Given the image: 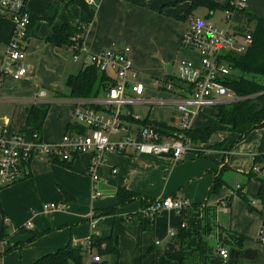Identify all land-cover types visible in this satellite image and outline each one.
I'll return each instance as SVG.
<instances>
[{"label":"crops","instance_id":"obj_1","mask_svg":"<svg viewBox=\"0 0 264 264\" xmlns=\"http://www.w3.org/2000/svg\"><path fill=\"white\" fill-rule=\"evenodd\" d=\"M67 1L28 0L26 10L31 15L44 17L53 6L59 8L57 21L71 24L80 18L81 9L76 4L64 9ZM175 1L181 0H86L90 7L95 8L96 17L87 30L83 49L77 59L73 58L74 52L71 48H61L48 43L47 39L53 34L52 27L46 21H39L34 27L35 36L30 37L27 43V57L22 62L27 73L20 81H16L12 76L16 64L7 59L8 46L15 33L16 24L9 16L0 14V73L4 74L0 91V127L7 124L9 133L22 132L26 125L27 110L35 105L50 104L60 107V112L54 114L60 115L58 123L64 122L61 125L64 130L67 119L62 117V111H66L67 107L72 109L75 101L67 96L66 91L69 88L65 83L71 75L78 74L89 65L92 54L127 47L133 69L138 72L139 77L141 71L155 74L165 72V80H169V76L174 74L178 62L200 60L198 53L183 48L181 44L187 28V18L189 15L202 16L196 14L198 9L208 11L209 13L202 17L210 19L214 17L216 11L224 10L211 12L208 8L200 7L188 14L191 2L185 0L187 3L180 8L179 5H174ZM228 1L225 0L224 4L218 3L225 6ZM247 4L249 8V3ZM193 55L195 59H192ZM170 67L171 73L168 72ZM154 80L165 81L158 78ZM156 88L171 98L149 99L145 89V99L155 102L164 100L166 103L136 106L132 110L141 114L143 108H148L151 121L175 127L178 118L175 116L176 108L172 94L164 87ZM42 91L46 92L45 97L40 96ZM154 107L170 109L171 123L151 119L150 113ZM49 113L50 109L42 132L44 141L45 133L57 135L55 126L49 128L47 125ZM214 114L216 116V112ZM217 120L218 123L215 125L220 124L218 118ZM192 130H196L194 126ZM239 147L240 151L236 152L222 147L220 151L224 157L219 163V170L213 169L212 172L210 167L213 165L208 161V155L211 156L212 151L205 148L202 157L189 151L180 161L170 157L112 154L98 170L99 180L96 186L102 193L98 198H93V181L87 173L91 155H81L74 163H70L73 169H68L61 163L34 158L26 179L1 190L5 211L3 224L14 225L15 231L13 234H7L5 245H0L3 251L11 249L9 253H13L12 258L4 257L0 264H32L69 244L76 249H83L85 252L83 262L90 264L91 256L97 255L94 249L90 251L88 248L92 238L103 239L111 236L118 240L120 255L119 257L115 254L110 255L117 257L118 260L124 256L126 250L134 256L139 251L143 254L153 239L158 245L154 243L147 250L146 256L152 258L157 248L162 246L161 257L165 258L167 254L179 250L176 239L172 242L173 240L166 238L168 237L166 217L155 220L153 231H143L139 223H127L125 220L143 212L144 199L161 200L172 197L184 201L187 207L205 204L208 194L210 195L215 172L219 173L223 167L226 173L228 172V177L232 178V170L246 179L242 177L241 181H237V186L232 187L223 176L228 189L217 203L221 205L222 201H228L227 206H221L232 216L234 208L239 215H248L244 207H241L239 199L232 201V198L237 194L238 186L244 187L243 192L247 197L253 198L259 193L261 182L255 177L249 180L248 175L251 173L255 157L264 152L263 137L244 141L237 146L238 149ZM119 188L135 192L139 198L124 206H118ZM51 203H55L57 207L44 210L43 206ZM113 207L117 208L115 215L114 213L101 215L104 210ZM163 213L172 215L174 211ZM178 218L181 221L179 216ZM28 223L32 225L30 228L27 227ZM229 223H231L229 227L233 229L232 222ZM261 224L259 218L252 217L242 229L235 227L240 235L248 238L245 243L246 249L253 248L258 252L255 261L240 260L242 264H264V245L256 241ZM177 225L179 228V223ZM173 226L175 225L172 223V229ZM34 232H40L42 235L20 249L15 248L20 242L30 240ZM156 239H162L164 242H158ZM145 240L149 242L145 243ZM128 243L129 247L126 246ZM100 256L102 259L100 264H109L104 254ZM149 261L151 263V259ZM122 262L123 259L119 264H123Z\"/></svg>","mask_w":264,"mask_h":264},{"label":"built area","instance_id":"obj_2","mask_svg":"<svg viewBox=\"0 0 264 264\" xmlns=\"http://www.w3.org/2000/svg\"><path fill=\"white\" fill-rule=\"evenodd\" d=\"M24 1L0 0V14L9 16L16 24L7 50V59L16 64L12 72L16 81L23 80L27 73L22 62L27 57V30L31 19L29 12L23 9ZM247 2L229 0L221 24L214 23L208 17L188 16L181 44L183 48L198 53L199 62H178L172 74L176 82L155 81L156 87H164L172 94L175 116L178 118L173 133L161 132L149 117L148 122L144 123L146 118L132 110L136 106L163 105L166 101L145 99L146 87L137 82L139 74L133 69L129 48H114L92 54L88 66L106 74L111 83L98 97L75 99L71 114L74 127L67 131L61 143H46L39 133L28 140L21 132L9 133L7 124L0 127V185L11 186L26 179L34 158L69 164L79 156L89 154L91 162L87 173L93 181V198H98L102 195L96 186L98 170L112 154L170 157L180 161L189 151L186 133L193 129L194 121L201 112L216 110L218 106L242 100L226 83L235 78V68L228 56L245 53L253 42L252 34L249 31L237 33L232 21L234 15L247 10ZM241 38L243 43H239ZM76 39L78 37L73 38V41ZM79 55L75 54V59ZM3 75H0V91ZM40 96L45 97L46 92L42 91ZM251 173L264 189V152L255 157ZM250 202L253 207L264 212V205L259 199L252 198ZM220 204L227 206L228 201ZM56 207L55 203L43 206L44 210ZM186 207L184 201L167 197L153 200L143 209V213L153 219L169 210L181 213ZM31 226V223L27 224L28 228ZM170 236L175 238L177 233L171 231ZM261 239L264 241V226ZM5 244L3 241L0 245ZM88 248L93 250L91 243ZM219 254L225 262L231 258L227 249H219ZM101 262L100 255L91 256L90 264Z\"/></svg>","mask_w":264,"mask_h":264},{"label":"trees","instance_id":"obj_3","mask_svg":"<svg viewBox=\"0 0 264 264\" xmlns=\"http://www.w3.org/2000/svg\"><path fill=\"white\" fill-rule=\"evenodd\" d=\"M27 1L28 0L24 1L23 9H26ZM189 1L191 2V7L188 14H191L200 7L208 8L211 12L227 9V5L223 6L213 0ZM71 4H76L81 9L80 18L78 20L75 19L71 24L58 22L57 15L59 8L53 6L50 7L44 17L30 14L31 24L27 30L28 40L30 37L35 36V25L39 21H46L53 30L52 36L47 39L48 43L61 48H71L74 55L80 54L84 46L87 30L95 20L96 11L95 8L89 6L86 0H68L64 9H67ZM241 14L245 15V19L249 24L252 21L256 22V27L252 32L253 42L245 53L228 56L233 67L241 71V76L229 79L226 85L239 98H242V100L233 104L216 107V117L219 119L220 124L204 129L188 131L186 135L192 138L193 141L206 143L215 131L225 128L237 133L240 139L246 138L248 134L255 129H262L264 131V18L253 16L247 13V10H244ZM76 37H78V39L73 41V38ZM0 75H3V73H0ZM169 80H174L172 74L169 76ZM110 83L111 81L106 74L101 73L95 67L87 66L78 74L71 75L66 85L70 90V98L89 99L98 97ZM49 109L50 104H39L27 110L26 125L21 133H23L28 140H32L35 134L39 133L42 135ZM148 117L149 116L146 117L144 123L148 122ZM155 125L165 134H171L176 130V128L172 126L158 123H155ZM72 127H74L72 124L69 125L68 131ZM221 148L222 147H218L215 149L220 150ZM61 164L68 169H73V165L70 163ZM224 171L225 168L223 167L219 173L215 172V178L210 189V196L217 194L220 192L221 188L225 186V180L223 179ZM248 177L250 178L249 180H251L254 178V175L249 173ZM5 187L0 185V191ZM243 190L244 187L241 186L237 194L247 203L249 210L252 212L258 211L264 215L263 210L251 205L250 199ZM137 198H139L138 194L125 188H119L117 191L118 206H124ZM253 199H259L264 205L263 186H261L259 193L254 196ZM152 201L153 200L148 199L142 200L143 209L147 208ZM200 208V205H194L192 207H186L181 211L183 220L191 224V229L188 230L187 225L182 229L177 239L179 250L175 253L167 254L164 258V264H173V262H178L179 264H240V260L231 262V258L225 262L217 251L213 248H209L207 240L203 238L204 232H202L201 219L199 217ZM114 211V208L107 209L104 210L101 215H111ZM155 220L156 216L151 219L146 217L142 212L129 217L125 221L127 223H139L143 231H153ZM20 230L23 231V228ZM41 235L42 233L40 232H34L31 241L36 240ZM7 237L8 235L5 233V230H1L0 244ZM229 237L230 238L223 242L229 245L230 253L231 251H236L242 254L246 249L245 243L248 241V238L240 234H229ZM258 243L264 245L262 239H259ZM102 245H104L103 249L101 248ZM91 246L93 249L96 248L100 255L115 254L118 257L120 255L118 240L117 238H113V236L104 239L93 237ZM17 247L18 246L15 248ZM10 250L11 249L4 253ZM84 254L85 252L83 249H76L69 244L55 253L43 256L32 264H83Z\"/></svg>","mask_w":264,"mask_h":264},{"label":"rangeland","instance_id":"obj_4","mask_svg":"<svg viewBox=\"0 0 264 264\" xmlns=\"http://www.w3.org/2000/svg\"><path fill=\"white\" fill-rule=\"evenodd\" d=\"M217 1V0H214ZM218 2H220L221 4L225 3V0H219ZM187 2L184 1H175L174 5L178 6V7H183ZM249 3V8L247 9V13L252 14L253 16L256 17H260V18H264V0H248ZM190 10V9H189ZM207 13H209L208 11L204 10V9H198L196 11V14L198 15H207ZM225 17L224 12L222 11H216L214 17H211V20L216 23V24H221L220 21L222 20V18ZM233 23H234V28L235 31L239 34L242 33H246L247 31H249L251 34L253 32V30L256 27V22L252 21L250 24L248 23V21L245 19V15L244 14H237L234 15L233 17ZM222 22V21H221ZM253 35V34H252ZM244 40L241 38L239 40V43H243ZM73 58H74V54H73ZM195 59V56L193 55V58ZM195 63H198L199 60H195L193 61ZM141 75L140 77L137 79L138 83L143 84L146 87V91H147V97L149 99H161V98H171L170 95H165L162 94L155 86V78L161 79V80H165L166 79V73H160V74H155V73H150V72H140ZM165 76V77H164ZM239 76H241V71L239 69H235L234 70V77L238 78ZM67 83V82H66ZM65 83V85H66ZM64 85V87H65ZM67 96H70V91L68 89V91H66ZM148 108H143L141 110V115L146 118L149 115V110H147ZM60 107L58 106H54V105H50V113H49V117H48V122L47 125L49 128L54 127L57 129V135H54L52 133L47 134L45 133V142L46 143H61L63 137L65 136V134L68 131L69 125L72 123V109L71 107H67L66 111H62V117H64V119H67V123L65 126V129H62V124H64V122H60L58 123V120H60V115L57 114L55 115L54 113L56 112H60ZM213 110H208L205 112H201L200 115L198 116V118L196 119L195 123H194V128L195 129H204V128H208V127H212L214 126L216 123H218L217 121V117L215 116ZM171 113H170V109L168 108H159V107H154L153 110L150 113V118L161 122V123H171ZM219 125V124H217ZM63 130V131H62ZM264 131L262 129H255L252 132H250L248 134V136L244 139H240V136L235 133L232 132L231 130L225 128V129H220L215 131L210 139L208 140V142L206 143H201V142H196L193 141L192 138H190L188 135H186L187 138V142H188V149L189 151H193L195 153H197L198 156H203L204 154V148L205 149H209L212 152V155L209 156L208 155V161L209 163H211L213 166L210 167V172L214 171V170H219V163L222 162V159L224 157V154L219 150V149H215L218 147H225V149H230L232 152H236V151H240V147L239 149L237 148L238 145H240L241 143H243L244 141L247 140H253L257 137H263L264 138ZM188 151V152H189ZM220 153V154H219ZM85 156V155H82ZM81 157V156H80ZM43 161H47V160H43ZM74 163V162H73ZM214 169V170H213ZM231 174L233 175L232 178L228 177V172L223 175L226 179V181L230 184V186L232 187H236L237 186V181L238 180H242V177L246 179V177L244 176H238V174L235 171L231 170ZM210 175H212V173H210ZM89 176V175H88ZM213 177V175H212ZM228 188L226 186H223L220 190V192H218L215 195H209L208 194V198H207V202H205V204L200 205L201 208L199 209V217L201 219V225H202V232L203 233V238L205 240H207V244L209 246V248H213L215 251H217L219 253V249H227L229 250V245H226L223 241H225L226 239L230 238L229 234H240L237 230H235V227L238 229H242V227L245 225V223L249 220H251V218L255 217L256 219H260L261 220V226L259 227L258 230V234H257V239L256 241L258 242L259 239H261V233H262V229H263V223H264V215L261 214L258 211H250L248 208L247 203L237 194L235 196H233L232 201H235L236 199H239L240 203H241V207H244V209L246 210L248 215H252L251 217H249L248 215H239L238 212L236 213V209L234 208V213L233 216L229 214V211L227 209H224L221 205H219L217 202L220 200V198H222V195L224 194V191L227 190ZM223 190V191H222ZM7 197V196H6ZM249 199H252L251 197H248ZM232 204V202H230ZM114 208V207H113ZM111 208V209H113ZM239 209H241L240 207H237ZM114 215L117 212V208H114ZM202 210V211H201ZM4 207H3V199H2V195H1V191H0V231L1 230H5L6 234H13L15 231L14 225H4L3 224V219H4ZM97 216H100V214H97ZM178 216L181 218H178ZM166 217L168 222V229H167V236L166 238H169L172 242H174V240L178 239V237L180 236L181 232H182V225L184 224L185 226H188V230L191 229V224L188 223L186 220H183V216L181 215V213H178L177 211H174V214L172 215H166L165 213H161L158 214L156 216V219H162ZM179 219V220H178ZM229 221L232 222L233 224V229H231L229 226L231 223H229ZM172 223L177 226H173L172 227ZM179 223V228H178V224ZM228 226V227H226ZM226 230H224V229ZM223 229V230H222ZM171 231H177L179 232L176 238L173 239V237L170 236V232ZM152 233V232H151ZM106 238V237H104ZM103 238V239H104ZM158 240V242H164V240L162 239H156ZM5 241V240H4ZM35 240L31 241L28 240L26 242L22 241L19 243L18 247L16 249H20L22 246L28 244V243H32ZM3 242V241H2ZM24 242V243H23ZM149 242V240H145V243ZM157 244L156 241L154 242V239L151 243V245L147 248L144 249V253L141 254V252L139 251V253L134 256L129 250H126L124 253V256L122 255L120 257V259L118 260L117 257L113 256V255H107L104 254L106 262L108 261L109 264H119V261L121 259H123V264H164V257L162 256V246L157 248L158 250L155 251L154 256H152L151 259V263H150V259L149 256L147 255V250L150 249V247L152 245ZM158 245V244H157ZM156 245V246H157ZM175 245V244H174ZM103 246V245H102ZM129 247V243L128 245H126ZM103 249V247H101ZM94 248V252H96L98 255V250ZM7 251V250H6ZM230 251V250H229ZM5 251H3L2 249H0V261L5 257H8L9 259L12 258L13 253H4ZM11 252V251H10ZM10 254V255H9ZM8 255V256H6ZM20 256V254H19ZM83 264H85L83 262ZM174 264H179V263H174ZM242 264V262L240 263Z\"/></svg>","mask_w":264,"mask_h":264},{"label":"water","instance_id":"obj_5","mask_svg":"<svg viewBox=\"0 0 264 264\" xmlns=\"http://www.w3.org/2000/svg\"><path fill=\"white\" fill-rule=\"evenodd\" d=\"M171 73V67L168 70ZM258 256V252L253 248L245 249V251L240 254L239 252L232 251L231 252V261H238V260H247V261H255Z\"/></svg>","mask_w":264,"mask_h":264}]
</instances>
